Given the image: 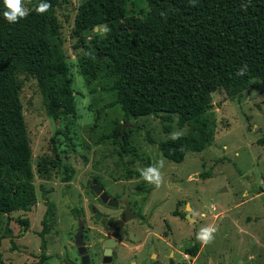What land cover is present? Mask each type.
I'll return each instance as SVG.
<instances>
[{
    "label": "rangeland",
    "instance_id": "rangeland-1",
    "mask_svg": "<svg viewBox=\"0 0 264 264\" xmlns=\"http://www.w3.org/2000/svg\"><path fill=\"white\" fill-rule=\"evenodd\" d=\"M85 1L60 0L53 9L57 34L49 38L71 68L74 113L50 118L36 81L21 76L36 204L27 212L0 214L4 264H34L41 252L47 256L43 264H81L74 243L79 221L87 264H104L102 240L112 229L95 221L90 209L116 219L121 208L99 201L89 189L92 178L109 196L127 197L133 211L144 216L125 224L126 238L113 247L105 264H168L169 257L177 264H264L261 83L254 80L233 97L223 88L213 91L211 144L200 152H184L183 160L175 162L167 156L165 141L187 131L176 126V116L123 121L114 103L116 77L101 75L98 66H81L84 53L74 18ZM21 5L27 10L33 0H21ZM149 166L159 172L158 186L140 176L138 169ZM41 167L47 173L38 171ZM66 172L68 181L63 180ZM208 226L215 228L213 238L200 243L195 256L186 254L183 248Z\"/></svg>",
    "mask_w": 264,
    "mask_h": 264
},
{
    "label": "trees",
    "instance_id": "trees-1",
    "mask_svg": "<svg viewBox=\"0 0 264 264\" xmlns=\"http://www.w3.org/2000/svg\"><path fill=\"white\" fill-rule=\"evenodd\" d=\"M43 2L48 9L37 13ZM59 2L33 0L15 23L0 15V214L27 212L36 204L21 76L36 81L50 118L75 111L71 68L49 40L57 34L53 9ZM74 34L84 53L81 66L116 77L114 103L123 121L174 115L176 126L187 128L165 141L175 162L211 144L213 91L223 88L233 97L254 80L264 88V0H86L77 8ZM244 65L247 71L237 75ZM69 178L66 172L63 180ZM199 245L194 240L183 251L195 256ZM46 257L41 252L34 264Z\"/></svg>",
    "mask_w": 264,
    "mask_h": 264
},
{
    "label": "water",
    "instance_id": "water-1",
    "mask_svg": "<svg viewBox=\"0 0 264 264\" xmlns=\"http://www.w3.org/2000/svg\"><path fill=\"white\" fill-rule=\"evenodd\" d=\"M104 25L101 24V28H103ZM95 30H97V27H94ZM195 176V175H194ZM91 191L98 195L102 202H106L109 198V196L102 191V188L96 183L95 179H92L91 182ZM109 204L111 206H116V200H110ZM124 209L121 215L117 219L109 218L106 216H102L97 210L92 207L91 212L93 215V219L101 224H104L112 229L110 237L102 240V246H103V263L110 262L111 259V253L113 247L121 241H124L126 238V234L124 231V225L131 219H135L138 217V215L135 212H132L129 208L128 202L126 201L123 203ZM188 218L191 219V217L188 215ZM82 231H83V224L81 221L78 222L77 231L74 235V243L78 249V253L81 256V264H87L89 261L88 255L86 253V249L83 246V239H82ZM168 264H175L172 260V258L169 259Z\"/></svg>",
    "mask_w": 264,
    "mask_h": 264
},
{
    "label": "clouds",
    "instance_id": "clouds-1",
    "mask_svg": "<svg viewBox=\"0 0 264 264\" xmlns=\"http://www.w3.org/2000/svg\"><path fill=\"white\" fill-rule=\"evenodd\" d=\"M3 5V11L0 15L8 23H15L18 18L22 19L27 15V11L22 7L21 0H0ZM49 5L47 2L39 3L35 7L37 13H43L48 9ZM247 71V66H241L238 70L237 75H243ZM140 176L147 182L159 185L160 175L156 167H147L144 169H138ZM215 232L213 226L201 228L195 236V239L202 244H207L213 237L212 234Z\"/></svg>",
    "mask_w": 264,
    "mask_h": 264
},
{
    "label": "flooded vegetation",
    "instance_id": "flooded-vegetation-1",
    "mask_svg": "<svg viewBox=\"0 0 264 264\" xmlns=\"http://www.w3.org/2000/svg\"><path fill=\"white\" fill-rule=\"evenodd\" d=\"M92 179H95L96 180V178H92ZM92 179H91V181H90V185H89V189L91 190V182H92ZM96 183L98 184V182H97V180H96ZM99 185V184H98ZM100 186V185H99ZM101 187V186H100ZM102 191L103 192H105L103 189H102ZM106 193V192H105ZM94 194V193H93ZM107 194V193H106ZM95 195V194H94ZM108 195V194H107ZM95 196H97L98 197V199H99V201L101 202V203H103V204H106V205H108V206H111L110 204H109V201L110 200H116V206H111V207H117V206H119L120 208H121V212H120V214H119V216L121 215V213L123 212V209H124V205H123V203H125L126 201L128 202V205H129V208H130V210L131 211H133V209H132V203H131V201L127 198V197H124L123 199H121V200H119L117 197H112V196H109V198H108V200L106 201V202H102L101 201V199H100V197L98 196V195H95ZM92 208V207H91ZM91 210V209H90ZM133 212H135L137 215H138V217L137 218H135V219H143L144 218V216L141 214V213H139L138 211H133ZM118 216V217H119ZM117 217V218H118ZM116 218V219H117ZM126 224V223H125ZM124 228H125V225H124ZM125 231V230H124ZM104 249V248H103ZM102 257H103V251H102ZM101 257V258H102ZM89 258V257H88ZM101 260V259H100ZM80 263H81V256H80ZM175 264H177V263H179V262H177V261H175L174 262Z\"/></svg>",
    "mask_w": 264,
    "mask_h": 264
},
{
    "label": "crops",
    "instance_id": "crops-1",
    "mask_svg": "<svg viewBox=\"0 0 264 264\" xmlns=\"http://www.w3.org/2000/svg\"><path fill=\"white\" fill-rule=\"evenodd\" d=\"M169 258H171V257H169Z\"/></svg>",
    "mask_w": 264,
    "mask_h": 264
}]
</instances>
